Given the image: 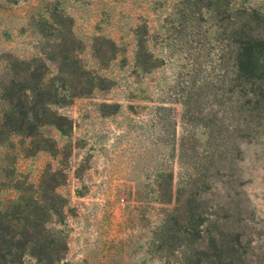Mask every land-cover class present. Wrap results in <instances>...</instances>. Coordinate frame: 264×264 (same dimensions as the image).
Here are the masks:
<instances>
[{
	"label": "rangeland",
	"instance_id": "obj_1",
	"mask_svg": "<svg viewBox=\"0 0 264 264\" xmlns=\"http://www.w3.org/2000/svg\"><path fill=\"white\" fill-rule=\"evenodd\" d=\"M182 1L0 0V78L7 55L39 54L45 40L37 24L51 11L71 18L82 63L111 81L109 88L58 109L72 121L68 135L56 127L44 129L59 144L60 155L32 153L31 143L19 136L0 145L3 206L25 193L22 188L37 186L48 166L65 170L59 192L69 199L67 264H172L153 253V230L164 208L156 179L171 167L176 182L185 181V151L192 167L202 169L198 186L212 220L226 231L240 232L251 260L264 264V113L250 115L249 128L238 126L230 135L235 139L223 148L209 146L201 126L184 122L182 88L189 80V58L200 54L199 60L208 63L206 74H215V42L202 44L210 29L204 23L195 38L199 42L187 39L193 49L173 45L168 29L177 24ZM240 2L264 11V0ZM139 38L149 39V49L162 60L149 72L137 66ZM208 52L211 58L202 57ZM104 103L119 108L105 115ZM185 136H197L199 147L181 148Z\"/></svg>",
	"mask_w": 264,
	"mask_h": 264
},
{
	"label": "trees",
	"instance_id": "obj_2",
	"mask_svg": "<svg viewBox=\"0 0 264 264\" xmlns=\"http://www.w3.org/2000/svg\"><path fill=\"white\" fill-rule=\"evenodd\" d=\"M240 1L183 0L177 24L168 29L174 46H190L189 40L199 42L195 38L204 23L210 28L202 44L215 42V74H206L208 63L199 60L200 54L190 57L182 104L184 122L201 126L208 145L215 148L228 147L238 126L249 128V116L264 113V11ZM71 21L64 13L47 11L37 24L45 40L39 54L7 55L6 73L0 78V145L19 136L31 143L32 153L60 155L57 141L44 133L47 127L65 135L71 131V119L58 109L109 88L108 78L82 63ZM149 47V39H138L137 66L148 72L162 61ZM102 108L109 115L114 112L108 109L116 111L119 104L104 103ZM172 136L176 148V134ZM196 137H183L181 148H198ZM65 153L71 155V150L65 148ZM188 153L183 154L189 161L185 181L177 183L171 167L157 174L155 192L164 208L153 230V253L172 264H255L241 233L226 231L205 209L197 177L202 169L192 167ZM66 180L65 170L48 166L37 186L22 188L25 193L4 206L0 202V264H67L69 199L59 192Z\"/></svg>",
	"mask_w": 264,
	"mask_h": 264
}]
</instances>
